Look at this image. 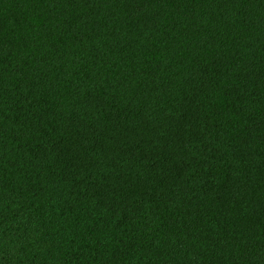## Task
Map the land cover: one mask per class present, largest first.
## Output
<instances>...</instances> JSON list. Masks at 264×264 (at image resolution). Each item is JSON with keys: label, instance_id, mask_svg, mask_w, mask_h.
<instances>
[{"label": "trees", "instance_id": "trees-1", "mask_svg": "<svg viewBox=\"0 0 264 264\" xmlns=\"http://www.w3.org/2000/svg\"><path fill=\"white\" fill-rule=\"evenodd\" d=\"M0 264H264V0H0Z\"/></svg>", "mask_w": 264, "mask_h": 264}]
</instances>
